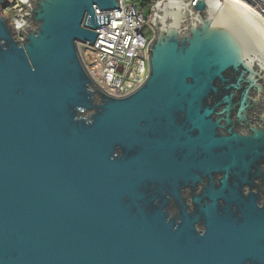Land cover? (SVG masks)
Instances as JSON below:
<instances>
[{
    "label": "water",
    "instance_id": "water-1",
    "mask_svg": "<svg viewBox=\"0 0 264 264\" xmlns=\"http://www.w3.org/2000/svg\"><path fill=\"white\" fill-rule=\"evenodd\" d=\"M12 2L0 264H264L263 19L239 0L157 3L148 77L116 98L83 51L109 24L94 6L118 0H20L14 22Z\"/></svg>",
    "mask_w": 264,
    "mask_h": 264
},
{
    "label": "built area",
    "instance_id": "built-area-1",
    "mask_svg": "<svg viewBox=\"0 0 264 264\" xmlns=\"http://www.w3.org/2000/svg\"><path fill=\"white\" fill-rule=\"evenodd\" d=\"M19 1L13 0L7 7L12 12L11 15L8 14L12 22L15 21L14 15L24 9ZM161 1L164 0H118L119 9L110 11H100L94 6L95 15L108 14L109 24L100 25L95 30L96 40L89 50L83 51L86 62L83 61L91 80L108 95L125 97L147 79L148 46L154 36L147 19L151 8ZM239 1L255 11L264 21V0ZM183 3H187V0H183ZM144 28L149 30V36L144 35ZM17 37H20L19 33Z\"/></svg>",
    "mask_w": 264,
    "mask_h": 264
},
{
    "label": "rangeland",
    "instance_id": "rangeland-1",
    "mask_svg": "<svg viewBox=\"0 0 264 264\" xmlns=\"http://www.w3.org/2000/svg\"><path fill=\"white\" fill-rule=\"evenodd\" d=\"M4 14L8 16V14L11 15L12 12L9 10V8H6V9H4ZM147 14L148 13L146 11L145 16H147ZM143 33L146 36H149L150 35V32H149V30L147 28H144ZM77 49H79V46L78 45H77Z\"/></svg>",
    "mask_w": 264,
    "mask_h": 264
},
{
    "label": "flooded vegetation",
    "instance_id": "flooded-vegetation-1",
    "mask_svg": "<svg viewBox=\"0 0 264 264\" xmlns=\"http://www.w3.org/2000/svg\"><path fill=\"white\" fill-rule=\"evenodd\" d=\"M239 130L243 131L242 129H239ZM253 190H254V188H253Z\"/></svg>",
    "mask_w": 264,
    "mask_h": 264
},
{
    "label": "bare ground",
    "instance_id": "bare-ground-1",
    "mask_svg": "<svg viewBox=\"0 0 264 264\" xmlns=\"http://www.w3.org/2000/svg\"><path fill=\"white\" fill-rule=\"evenodd\" d=\"M86 53V52H85Z\"/></svg>",
    "mask_w": 264,
    "mask_h": 264
}]
</instances>
